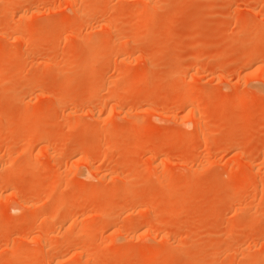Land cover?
Returning a JSON list of instances; mask_svg holds the SVG:
<instances>
[{
    "label": "rangeland",
    "instance_id": "obj_1",
    "mask_svg": "<svg viewBox=\"0 0 264 264\" xmlns=\"http://www.w3.org/2000/svg\"><path fill=\"white\" fill-rule=\"evenodd\" d=\"M12 1L0 264H264V0Z\"/></svg>",
    "mask_w": 264,
    "mask_h": 264
},
{
    "label": "bare ground",
    "instance_id": "obj_2",
    "mask_svg": "<svg viewBox=\"0 0 264 264\" xmlns=\"http://www.w3.org/2000/svg\"><path fill=\"white\" fill-rule=\"evenodd\" d=\"M7 1H8V0H7ZM13 1H14V0H13ZM13 1H12V2H13ZM9 2H10V1H9ZM9 2H8V3H9ZM28 4H29V3H28ZM32 4H33V2H32ZM26 5H27V4H26ZM30 6H31V5H30ZM11 54H12V53H11ZM14 55H15V54H14ZM191 59H192V58H191ZM193 59H194V58H193ZM193 59H192V60H193ZM192 60H191V61H192ZM248 60H249V59H248ZM248 60H247V61H248ZM250 60H252V59H250ZM250 60H249V61H250ZM248 63L250 64V62H247V64H248ZM48 66H49V65H48ZM249 66H250V65H249ZM262 68H263V67H262ZM121 89H122V88H121ZM190 97H191V95H190ZM186 102H188V101L186 100ZM196 125H197V124H196ZM196 132H197V131H196ZM85 151H86V150H85ZM83 155H84V154H83ZM83 157H84V156H83ZM79 158H80V157H79ZM76 167H77V166H76ZM92 167H93V166H92ZM83 172H84V171H83ZM89 172L93 175V172H95V170L93 171L92 169L89 168ZM86 177H87V176H86ZM100 211H101V210H100ZM97 226H98V225H97ZM42 245H43V244H42ZM11 250H12V249H11ZM27 256H28V255H27ZM31 257H32V256H31ZM29 259H30V258H29ZM26 260H27V259H26ZM10 262H12V261H9V263H10Z\"/></svg>",
    "mask_w": 264,
    "mask_h": 264
}]
</instances>
